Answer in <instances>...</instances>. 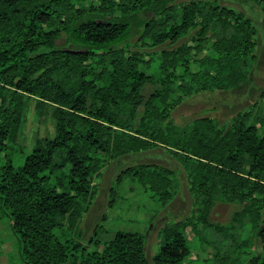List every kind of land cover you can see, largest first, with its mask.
<instances>
[{"label":"trees","instance_id":"obj_1","mask_svg":"<svg viewBox=\"0 0 264 264\" xmlns=\"http://www.w3.org/2000/svg\"><path fill=\"white\" fill-rule=\"evenodd\" d=\"M241 1L264 14V0ZM191 32L188 42L157 50ZM256 36L249 16L219 0H0V208L23 263L200 264L191 259L190 229L199 246L214 248L208 264H264V91L227 125L201 117L179 126L172 118L194 95L247 92ZM32 99L39 115L52 110L55 135L38 139L17 166L3 154L18 142ZM156 148L184 169L192 215L162 227L152 261L138 232L103 241L97 226L90 250L77 238L96 196L93 179L108 161ZM127 178L158 211L180 190L172 168L130 165L111 188L110 208ZM218 203L240 206L228 225L211 220ZM208 231L231 248L210 242Z\"/></svg>","mask_w":264,"mask_h":264},{"label":"rangeland","instance_id":"obj_2","mask_svg":"<svg viewBox=\"0 0 264 264\" xmlns=\"http://www.w3.org/2000/svg\"><path fill=\"white\" fill-rule=\"evenodd\" d=\"M90 1L92 0H88V2ZM184 1L188 0H178V2ZM219 1L223 6L245 13L252 19L256 28V40L258 42L256 53L259 55V61L251 76L252 86L241 95L215 92L198 94L188 98L172 112V118L179 126H184L201 117L214 118L221 126L230 124L239 112L247 111L254 102L260 100L261 93L264 91V14L260 7L254 3H245L241 0ZM193 34L194 32H191L176 45L165 44L157 50L180 46L188 42ZM58 43L63 44L64 39L59 40ZM153 89V86H147L146 94H149ZM35 107L36 101L32 99L25 115V124L18 142L7 153L3 154L4 161L8 155L17 166L22 165L25 157L32 152L38 139L51 138L55 135L52 110L47 109L44 114L39 115ZM139 163H156L175 170L180 181V190L176 198L166 208L158 211L156 203L149 198V193L144 192L141 186L136 183L133 184L130 178H127L120 185L116 206L110 208L108 206L110 191L115 185L117 176L127 166ZM93 185L96 189V196L83 219V238L81 240L77 238L86 244L90 250L97 248L94 243H90V240L95 237L94 232L97 226L99 228L96 239L103 241L117 231L138 232L145 235L146 256L149 261H152L160 250L159 232L162 227L169 222L191 216L194 210L186 173L177 160L163 148L152 149L138 155L124 156L121 161H108L101 176L93 179ZM239 208L240 206L236 204L218 203L213 210L211 220L214 223L228 225L232 214ZM244 235L248 237L249 231H246ZM204 236L224 251L231 248L232 242L230 240L225 241L224 237L216 235L212 231L206 232ZM187 238L193 246L191 259L199 261L200 264H208V260L213 258L214 248L205 244L199 246V238L190 229L187 231ZM254 245L257 253L262 252L263 243L261 240L256 239ZM0 264H24L19 238L13 229V222L1 208Z\"/></svg>","mask_w":264,"mask_h":264}]
</instances>
